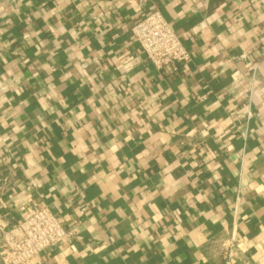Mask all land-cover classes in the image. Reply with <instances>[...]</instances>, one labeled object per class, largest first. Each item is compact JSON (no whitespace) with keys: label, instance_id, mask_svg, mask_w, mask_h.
I'll return each instance as SVG.
<instances>
[{"label":"crops","instance_id":"0c3cea01","mask_svg":"<svg viewBox=\"0 0 264 264\" xmlns=\"http://www.w3.org/2000/svg\"><path fill=\"white\" fill-rule=\"evenodd\" d=\"M153 11L189 62L133 42ZM4 158L6 228L46 207L78 233L42 264H223L231 238L264 264V0H0Z\"/></svg>","mask_w":264,"mask_h":264},{"label":"built area","instance_id":"2783aa9c","mask_svg":"<svg viewBox=\"0 0 264 264\" xmlns=\"http://www.w3.org/2000/svg\"><path fill=\"white\" fill-rule=\"evenodd\" d=\"M133 42L146 60L156 69L189 62V54L170 25L157 12L144 15L132 28ZM7 176L0 177V192L11 190L15 185V165L10 158L0 161ZM78 234L76 230L66 232L63 223L48 208L39 207L11 228H6L0 219V264H42V253L59 247ZM243 238L215 241L209 251L223 264H232L236 250L243 245ZM60 264H65L61 261Z\"/></svg>","mask_w":264,"mask_h":264}]
</instances>
